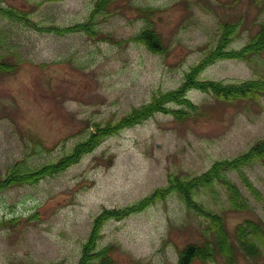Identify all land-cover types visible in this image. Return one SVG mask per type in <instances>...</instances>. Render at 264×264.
I'll return each mask as SVG.
<instances>
[{
  "label": "rangeland",
  "instance_id": "374dc122",
  "mask_svg": "<svg viewBox=\"0 0 264 264\" xmlns=\"http://www.w3.org/2000/svg\"><path fill=\"white\" fill-rule=\"evenodd\" d=\"M97 2L0 0L2 9L25 7L37 26L0 13V55L22 61L0 77V181L16 178L0 189V264H78L91 224L104 209L131 207L166 187L169 177L188 180L264 139V98L224 102L192 87L185 98L197 113L179 121L155 112L100 139L58 171L33 178L70 156L95 126L113 125L179 88L216 46L225 24L232 27L225 50H240L264 19V0H110L96 8ZM147 8L166 44L163 52L136 40L144 26L136 9ZM92 13V33L47 29L73 28ZM197 78L225 84L264 79V51L247 61L217 60ZM222 173L229 190L215 180L193 201L223 217L233 264H264L262 247L257 244L258 255L250 256L236 236L245 221L264 226V161ZM231 187L244 200L236 210ZM99 232L94 251H111L105 260L92 257L84 264H176L178 251L192 242L218 250L210 219L188 209L175 192L103 221ZM194 264H225V258L216 252Z\"/></svg>",
  "mask_w": 264,
  "mask_h": 264
},
{
  "label": "trees",
  "instance_id": "16d2710c",
  "mask_svg": "<svg viewBox=\"0 0 264 264\" xmlns=\"http://www.w3.org/2000/svg\"><path fill=\"white\" fill-rule=\"evenodd\" d=\"M46 2H58L60 0H44ZM110 0H98L96 3V8L100 4L101 8L109 3ZM137 14L144 15L141 18L143 21V28L137 34L136 40L142 43L146 48L153 52H163L165 50V42L162 39L161 34H158L155 29V20L153 18V9H136ZM0 13L6 17L14 18L15 21H23L29 23L33 30H36V23H33L29 19L30 12L25 9V7L20 6L15 9H2L0 8ZM93 13L86 23L79 24L73 28H65L63 30L56 28H47L48 30L54 31L57 34H63L68 32H88L92 33L91 27H93ZM40 30V28H39ZM37 31V30H36ZM232 32V27L225 24L220 32L219 39L217 40L216 46L209 50L205 56L191 69V71L186 74L184 82L176 90L160 94L147 105L140 108L133 109L127 116L121 118L113 125L106 126H95L94 133H91L86 141L78 144L74 148L73 153L61 161L57 165L46 166L47 169L40 170L36 172L33 178L39 176L56 172L60 169L59 165L62 163L72 162L76 160L80 154L89 151L96 143L118 130L130 126L132 124L139 123L152 116L155 112L170 113L176 120L182 121L184 116L189 112L197 113L198 107L193 105L188 99L185 98L186 93L190 88L200 89L206 93H211L218 100L224 102H234L236 100H249L253 102H258L261 98H264V79L259 80H248L238 84H225L221 81H202L197 78L198 74L206 68L208 65L212 64L217 60L224 59H237L247 61L251 58V55L261 54L264 51V19L260 23V29L255 34V36L240 50L226 51L225 47L229 44V35ZM21 60L10 59L7 55H0V77L3 75L11 74L15 72L17 65H20ZM169 102L177 103V105L184 106L181 109H168L166 104ZM185 107L188 109H185ZM254 159L264 161V139L257 141L252 145L247 151L240 154L239 156L233 158V160L227 159L219 161L206 170L204 173L192 177L188 180H181L180 178L169 177L168 184L164 188H159L155 190L150 196L139 201L135 205L128 207L123 210H103L91 224V229L87 236V240L81 247V255L78 264H84L89 258L99 257L101 260H105L111 251L109 248L105 247L99 251H94V246L97 244V240L100 236V226L103 221L108 219L119 220L123 217L128 216L133 212H139L156 198L164 199L172 192L178 194L181 201L185 204L188 209L193 210L199 216L208 217L211 221L212 230L215 231L217 236L215 247L218 250L213 251L212 248L203 247L198 243L192 242L184 247H182L177 255L176 264H194L195 261L202 260H212L214 254L219 252L225 258V264L232 263L231 248L228 243L224 240V220L221 215L210 214L209 212H204L202 208L193 201L194 193L201 187H211L215 180H219L224 183V185L229 190V183L226 182L224 177L219 176L223 174L222 171L226 169L239 170L240 167L244 165H249ZM37 176V177H36ZM28 179V177H26ZM31 178V177H30ZM25 180V178H24ZM16 181L15 176L8 175L4 180L0 181V189L13 184ZM251 183H247V187ZM253 188V187H252ZM232 196L230 201L232 202L231 209L236 210L239 204H242L243 198H239L237 192L231 187ZM255 192V190L253 189ZM243 201V202H242ZM13 223L14 220H10L5 223ZM236 236L238 243L242 245L250 256L258 255L259 249L257 244L262 247L264 252V226L256 222L245 221L243 225H238L236 227ZM101 264V263H100Z\"/></svg>",
  "mask_w": 264,
  "mask_h": 264
}]
</instances>
